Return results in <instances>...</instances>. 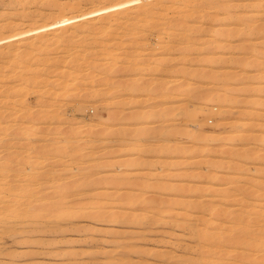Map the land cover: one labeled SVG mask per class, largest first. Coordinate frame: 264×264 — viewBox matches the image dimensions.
Listing matches in <instances>:
<instances>
[{
	"label": "rangeland",
	"instance_id": "rangeland-1",
	"mask_svg": "<svg viewBox=\"0 0 264 264\" xmlns=\"http://www.w3.org/2000/svg\"><path fill=\"white\" fill-rule=\"evenodd\" d=\"M233 29L246 31L231 35L227 33ZM255 46L257 50H254ZM0 54V73L3 75L0 74V112L3 111L0 113V164L5 165L3 169H6L2 173L10 181L6 180L7 186L17 185V189L10 192L16 193L17 190L18 196L22 194L19 197L22 202L26 201L25 196V199H32L37 192L39 194L35 198L40 202L35 203L38 202L40 207L44 205V208H39L36 204V208L33 204L41 211L35 209V215L29 214L33 220L23 214L17 218L12 213L0 215V264H264V200L253 196L254 199L249 194L245 196L244 190L240 189L244 185L253 190L258 180L264 182V128L261 130L256 126H260L259 123L264 125V0H0ZM234 59L250 62L243 67L238 66ZM189 71L191 74L186 73ZM195 76L198 79H194ZM182 83L183 90L179 91ZM200 94L203 96L198 99ZM233 96L240 102L233 103L236 99ZM242 98L244 101L241 102ZM248 108L250 113L246 116L244 114ZM209 111L217 115L213 116ZM38 113L40 115L37 116ZM106 115L108 118L102 121L101 118ZM119 116L124 117L121 120L123 123ZM244 119L248 121L240 129L239 123ZM215 124L226 125L217 127ZM33 128L36 130L33 131ZM38 128L42 131L38 132ZM113 128L112 136L109 132ZM124 128L125 131L122 130ZM50 129L52 131L49 133ZM71 129L73 133L68 132ZM76 132H79L77 137ZM123 132L129 137L123 136ZM198 135L199 138L203 135L206 140L203 141L202 137L203 142H199L196 140ZM245 135H259V140L249 142L247 137H243ZM68 140H71L70 143ZM35 147L37 152H34ZM241 150L249 152L245 155ZM85 153L89 156H85ZM50 162L55 165L48 164ZM38 173L41 176L39 180ZM84 177L89 180L86 181ZM78 178L81 184L83 179L86 182L82 184L83 187ZM90 180L95 182L91 183ZM28 181L33 190L28 188ZM69 181L72 186L76 181L77 186L75 184L73 188L77 190L70 188ZM67 183L69 187H66ZM169 185L171 187H167ZM26 187L32 193L28 194ZM228 187L233 189V193L241 191L240 195L223 199L222 191ZM67 188L70 190L67 191ZM189 200L217 206L221 213L219 247H222L219 248L218 261L204 257L207 249L203 245L201 230L204 227L203 219L210 217L209 207L205 208L207 211L191 208ZM89 201L94 204L90 206L91 210H79L80 205ZM97 202L101 205L96 206ZM71 206L76 208L75 213H69ZM109 209H112L115 218ZM61 210H65L66 217L64 212L62 217ZM95 211L99 212L96 214ZM4 218H7L6 221Z\"/></svg>",
	"mask_w": 264,
	"mask_h": 264
},
{
	"label": "bare ground",
	"instance_id": "bare-ground-1",
	"mask_svg": "<svg viewBox=\"0 0 264 264\" xmlns=\"http://www.w3.org/2000/svg\"><path fill=\"white\" fill-rule=\"evenodd\" d=\"M211 1H213V0H211ZM238 2H239V1H238ZM246 6H247V5H246ZM244 31H246V30H244ZM244 31H236L235 29H233V30H228L227 33H229V34L231 35V34H233V33L236 34L235 32H242V33H243ZM252 31H253V30H252ZM244 33H245V32H244ZM248 33H249V32H248ZM248 33H247V35H251V33H250V34H248ZM30 39H31V38H30ZM33 39H34V38H33ZM27 41H29V40H27ZM32 42H33V40H32ZM242 46H244V45H242ZM245 47H246V46H245ZM246 48L249 49L248 46H247ZM240 49H241V48H240ZM29 50H30V49H29ZM37 50H38V49H37ZM254 50H257L256 46H255ZM33 51H34V49H33ZM246 51L249 52L248 50H246ZM45 53H47V52H45ZM249 53H250V52H249ZM259 53H260V52H258V54H259ZM6 54H7V53H6ZM21 54H22V53H21ZM33 54H34V53H33ZM252 54H253V53H252ZM254 54L257 55V53H254ZM260 54H261V53H260ZM260 54H259V55H260ZM0 55H1V54H0ZM16 55H17V54H16ZM16 55H15V56H16ZM22 55H23V54H22ZM30 55H31V54H30ZM43 55L45 56L46 54H43ZM43 55H42V56H43ZM250 55H251V54H250ZM13 56H14V55H13ZM17 56H18V55H17ZM38 56H39V55H38ZM40 56H41V55H40ZM48 56H49V55H48ZM247 56H248V55H247ZM253 56H255V55H253ZM3 57H4V55H3ZM5 57H6V56H5ZM18 57H20V55H19ZM24 57H25V56H24ZM238 57H240V56H238ZM0 58H1V57H0ZM7 58H8V57H7ZM35 58H36V57H35ZM37 58H38V57H37ZM55 58H56V57H55ZM247 58H248V57H247ZM17 59H19V58H17ZM30 59H31V58H30ZM43 59H44V57H43ZM45 59H46V57H45ZM45 59H44V60H45ZM51 59H52V57H51ZM21 60H23V59L21 58ZM26 60H27V58H26ZM53 60H55V59H53ZM60 60H61V59H60ZM237 60H238V61H236V59H234V61L237 62L238 66L240 65V66H243V67L246 66V64L248 65V63L250 62V61H247L246 59H237ZM17 61H18V60H17ZM24 61H25V60H24ZM30 61H31V60H30ZM48 61H49V60H48ZM263 61H264V60H263ZM19 62H20V61H19ZM27 62H28V61H27ZM27 62H25V63H27ZM35 62H36V61H35ZM44 62H45V61H44ZM16 63H17V62H16ZM40 63H41V62H40ZM48 63H49V62H48ZM51 63H52V62H51ZM53 63H54V62H53ZM233 63H234V62H233ZM0 64H1V63H0ZM18 64H20V63H18ZM32 64H33V63H32ZM22 65H23V64H22ZM34 65H35V64H34ZM37 65H38V64H37ZM40 65H41V64H40ZM44 65H45V63H44ZM55 65H56V64H55ZM234 65H236V64L234 63ZM263 65H264V63H263ZM16 66H17V65H16ZM18 66H20V65H18ZM45 66H46V65H45ZM236 66H237V65H236ZM22 67H23V66H22ZM31 67H32V66H31ZM37 67H38V66H37ZM48 67H49V66H48ZM8 68H9V67H8ZM17 68H18V67H17ZM19 68H20V67H19ZM34 68H35V67H34ZM39 68H40V67H39ZM46 68H47V67H46ZM50 68H51V67H50ZM20 69H21V68H20ZM24 69H25V67H24ZM30 69H31V68H30ZM60 69H61V68H60ZM238 69H239V68H238ZM246 69H247V68H246ZM8 70H9V69H8ZM22 70H23V68H22ZM22 70H21V71H22ZM33 70H34V69H33ZM33 70H32V71H33ZM41 70H42V69H41ZM55 70H56V69H55ZM72 70H73V69H72ZM74 70H75V69H74ZM236 70H237V69H236ZM239 70H240V69H239ZM242 70H243V69H242ZM10 71H11V70H10ZM10 71H9V72H10ZM28 71H29V70H28ZM34 71H36V70H34ZM49 71H50V69H49ZM49 71H48V73H49ZM53 71H54V70H53ZM58 71H59V70H58ZM109 71H110V70H109ZM109 71H108V72H109ZM244 71H245V70H244ZM46 72H47V71H46ZM61 72H62V71H61ZM72 72H74V71H72ZM182 72H183V70H182ZM226 72H227V71H226ZM236 72H237V71H236ZM236 72H234V73L236 74ZM239 72H240V71H239ZM263 72H264V71H263ZM18 73H19V72H18ZM18 73H17V74H18ZM51 73H52V72H51ZM57 73H58V72H57ZM57 73H56V74H57ZM59 73H60V72H59ZM59 73H58V74H59ZM110 73H111V72H110ZM113 73H115V72L113 71ZM113 73H111V74H113ZM179 73H180V72H179ZM186 73L191 74L190 71H189V72H186ZM186 73H185V75H186ZM194 73H195V72H194ZM207 73H208V72H206V74H207ZM243 73H244V72H243ZM0 74L2 75V72H1ZM17 74H15V75H17ZM33 74H34V73H33ZM36 74H37V73H36ZM45 74H46V73H45ZM49 74H50V73H49ZM49 74H48V75H49ZM58 74H57V75H58ZM61 74H62V73H61ZM76 74H77V73H76ZM181 74H182V73H181ZM188 74H187V76H188ZM201 74H202V73H201ZM201 74H200V77H201ZM215 74H216V73H215ZM231 74H232V73H231ZM239 74H240V73H239ZM249 74H250V73H249ZM259 74H260V73H259ZM4 75H5V74H4ZM9 75H10V74H9ZM9 75H8V76H9ZM11 75H12V74H11ZM52 75H53V74H52ZM62 75H63V74H62ZM108 75H109V74H108ZM193 75H195V74H193ZM193 75H192L191 77H193ZM196 75H197V74H196ZM204 75H205V74H204ZM210 75H211V74H210ZM220 75L222 76V74H220ZM226 75H227V74H226ZM226 75H225V76H226ZM244 75H245V73H244ZM247 75H248V74H247ZM257 75H258V74H257ZM2 76H3V75H2ZM34 76H35V75H34ZM60 76H61V75H60ZM63 76H65V75H63ZM81 76H82V75H81ZM105 76H106V75H105ZM109 76H110V75H109ZM202 76H203V75H202ZM216 76H217V75H216ZM227 76H228V75H227ZM231 76H232V75H231ZM252 76H253V75H252ZM9 77H10V76H9ZM13 77H14V76H13ZM36 77H37V76H36ZM47 77H48V76H47ZM56 77H57V76H55V78H56ZM74 77H75V76H74ZM200 77H199V80H200ZM219 77H220V76H219ZM236 77H237V76H236ZM258 77H259V76H258ZM258 77H257V78H258ZM260 77H261V76H260ZM262 77H263V76H262ZM262 77H261V78H262ZM2 78H3V77H1V79H2ZM16 78L18 79V76H17ZM21 78H22V77H21ZM29 78H30V77H29ZM34 78H35V77H34ZM37 78H39V77H37ZM51 78H52V77H51ZM51 78H50V79H51ZM189 78H190V76H189ZM189 78H188V79H189ZM195 78L198 79V77H196V76L194 77V79H195ZM201 78H202V77H201ZM208 78H209V77H208ZM248 78H249V77H248ZM252 78H254V77H252ZM17 79H16V80H17ZM22 79H23V78H22ZM24 79H25V78H24ZM57 79H58V78H57ZM79 79H80V78H79ZM107 79H108V78H107ZM109 79H110V78H109ZM109 79H108V80H109ZM114 79H115V78H114ZM188 79H187V80H188ZM192 79H193V78H192ZM197 79H196V80H197ZM202 79H203V78H202ZM202 79H201V80H202ZM205 79H206V78H205ZM226 79H227V78H226ZM229 79H230V78H229ZM229 79H228V81H229ZM233 79H235V78H233ZM237 79H238V78H237ZM240 79H241V78H240ZM262 79H263V78H262ZM9 80H10V79H9ZM16 80H15V81H16ZM42 80H43V79H42ZM59 80H61V79H59ZM67 80H68V79H67ZM90 80H91V79H90ZM184 80H186V79H184ZM190 80H191V79H190ZM213 80H214V78H213ZM221 80H223V79H221ZM238 80H239V79H238ZM238 80H237V82H238ZM54 81H55V80H53V82H54ZM56 81H57V80H56ZM78 81H79V80H78ZM105 81H106V80H105ZM242 81H243V79H242ZM253 81H254V80H253ZM101 82H102V81H101ZM111 82H112V81H111ZM184 82H187V81H184ZM189 82H191V81H189ZM231 82H232V78H231ZM233 82H234V81H233ZM239 82H240V81H239ZM263 82H264V81H263ZM9 83H10V82H9ZM17 83H18V82H17ZM19 83H20V82H19ZM49 83H50V82H49ZM59 83H60V82H59ZM105 83H106V82H105ZM109 83H110V82H109ZM109 83H108V85H109ZM122 83H123V82H122ZM122 83H121V84H122ZM136 83H137V81H136ZM167 83H168V82H167ZM167 83H166V84H167ZM192 83H193V82H192ZM221 83H222V81H221ZM243 83H244V82H243ZM248 83H249V82H248ZM12 84H14V83H12ZM30 84H31V83H30ZM55 84H56V83H55ZM68 84H69V83H68ZM71 84H72V83H71ZM74 84H75V83H74ZM98 84H100V83H98ZM114 84H115V83H114ZM116 84H119V82H117ZM168 84H169V83H168ZM186 84H187V83H186ZM186 84H185V85H186ZM216 84H217V83H216ZM226 84H227V82H226ZM17 85H18V84H17ZM28 85H29V83H28ZM44 85H45V83H44ZM51 85H52V83H51ZM65 85H66V84H65ZM112 85H113V84H112ZM140 85H141V84H140ZM140 85L138 86V89L140 88ZM189 85H190V84H189ZM217 85H218V84H217ZM229 85H230V84H229ZM229 85H228V86H229ZM233 85H234V84H233ZM4 86H6V84L3 85V87H4ZM12 86H13V85H12ZM14 86H16V85H14ZM30 86H31V85H30ZM36 86H37V85H36ZM55 86H56V85H55ZM114 86H115V85H114ZM117 86H118V85H117ZM119 86H120V85H119ZM182 86H183V83H182V85L180 84V89H179V91H182V90H183V87H182ZM187 86H188V85H187ZM220 86L223 87L222 85H220ZM225 86H226V85H225ZM244 86H245V84H244ZM249 86H250V85H249ZM28 87H29V86H28ZM34 87H35V86H34ZM44 87H45V86H44ZM65 87H66V86H65ZM106 87H107V86H106ZM112 87H113V86H112ZM153 87H155V86L153 85ZM153 87L151 86V89H152ZM159 87H160V86H159ZM159 87H157V88H159ZM184 87H185V86H184ZM14 88H15V87H14ZM18 88H19V87H18ZM47 88H48V87H47ZM122 88H123V86H122ZM130 88H131V87H130ZM134 88H136V87L134 86ZM141 88H142V86H141ZM162 88H163V86H162ZM45 89H46V87H45ZM54 89H55V88H54ZM67 89H68V88H67ZM119 89H120V88H119ZM138 89H136V90H138ZM151 89H150V90H151ZM153 89H154V88H153ZM227 89H228V88L226 87V90H227ZM238 89H239V88H238ZM249 89H250V87H249ZM31 90H32V89H31ZM31 90H30V91H31ZM131 90L133 91L134 89L131 88ZM136 90H135V91H136ZM154 90H155V89H154ZM166 90H167V89H166ZM232 90H233V89H232ZM243 90H244V89H243ZM245 90H246V89H245ZM245 90H244V91H245ZM12 91H13V90H12ZM49 91H50V89H49ZM49 91H48V92H49ZM113 91H114V89H113ZM117 91H118V90H117ZM132 91H131V92H132ZM135 91L133 92V94H135ZM152 91H153V90H152ZM228 91H229V90H228ZM244 91H243V93H244ZM19 92H20V90H19ZM32 92H35V91H32ZM37 92H38V91H37ZM55 92H56V91H55ZM156 92H160V91L157 90ZM22 93H23V92H22ZM25 93H26V91H25ZM39 93H40V92H39ZM43 93H44V92H43ZM95 93H96V92H95ZM136 93H137V92H136ZM225 93H226V92H225ZM225 93H224V95H225ZM227 93L229 94V92H227ZM227 93H226V94H227ZM234 93H235V92H234ZM238 93H239V92H238ZM254 93H255V92H254ZM9 94H10V93H9ZM13 94H14V92H13ZM108 94H109V93H108ZM112 94H113V93H112ZM189 94H191V93H189ZM201 94H203V93H201ZM201 94H200V95H201ZM228 94H227V95H228ZM240 94H241V93H240ZM6 95H7V94H6ZM93 95H94V94H93ZM109 95H110V94H109ZM150 95H151V93H150ZM159 95H160V94H158V95H156V96H159ZM192 95H193V92H192ZM195 95H196V97H197L196 92H195ZM97 96H98V95H97ZM119 96H120V95H119ZM202 96H203V95L198 96V99H200V97H202ZM21 97H22V96H21ZM24 97H25V96H24ZM38 97H39V96H38ZM46 97H47V96H46ZM99 97H100V96H99ZM101 97H102V95H101ZM137 97H138V96H137ZM190 97H191V96L189 95V98H190ZM224 97H225V96H224ZM227 97H228V96H226V98H227ZM233 97H234V96H233ZM17 98H18V97H17ZM154 98H155V97H154ZM192 98H193V97H192ZM231 98H232V97H231ZM231 98H230V102H231V100H232ZM235 98H236V97H234V99H235ZM7 99H8V97H7ZM55 99H56V98H55ZM228 99H229V98H228ZM244 99H246V98H244ZM43 100H44V99H43ZM112 100H113V99H112ZM122 100H123V99H122ZM39 101H40V100H39ZM238 101H239V100H237V98H236V99H235L234 101H232V102H233V103H235V102L238 103ZM242 101H244L243 98H242L241 102H242ZM254 101H255V103L257 102L256 100H254ZM16 102H17V99H16ZM19 102H20V100H19ZM99 102H100V101H99ZM120 102H121V100H120ZM239 102H240V101H239ZM258 102L260 103V101H258ZM261 102H262V101H261ZM21 104H22V103H21ZM24 104H25V103H24ZM43 104H44V103H43ZM43 104H42V105H43ZM97 104H98V103H97ZM231 104H232V103H230V105H231ZM244 104H245V103H244ZM248 104H249V103H248ZM11 105H13V104H11ZM106 105H107V104H106ZM121 105H122V104H121ZM228 105H229V104H228ZM232 105H234V104H232ZM103 106H104V105H103ZM234 106H235V105H234ZM247 106H248V105H247ZM104 107H105V106H104ZM121 107H122V106H121ZM4 108H5V107H4ZM13 108H14V107H13ZM16 108H19V107H16ZM23 108H24V107H23ZM25 109H26V108H25ZM112 110H113V109H112ZM112 110H110V111L113 112ZM227 110H229V109H227ZM13 111H14V110H13ZM28 111H29V110H28ZM107 111H108V109H107ZM119 111H120V110H119ZM6 112H7V111H6ZM11 112H12V111H11ZM120 112H121V111H120ZM209 112H210V113H213V111H209ZM209 112H208V113H209ZM222 112H223V111H222ZM226 112H227V111H226ZM245 112H246V113H245L244 115H246V116L249 115V113H250L249 108H248ZM259 112H260V111H259ZM0 113H3V111L0 112ZM20 113H21V111H20ZM44 113H45V111H44ZM108 113H110V112L108 111ZM114 113H115V112H114ZM114 113H113V114H114ZM118 113H119V112H118ZM208 113H206V115H209ZM257 113H258V112H257ZM5 114H6V113H5ZM11 114H12V113H11ZM30 114H31V113H30ZM30 114H29V115H30ZM116 114H117V113H116ZM116 114H114V115H116ZM219 114H220V113H219ZM221 114H222V113H221ZM223 114H224V112H223ZM0 115H1V114H0ZM8 115H9V114H8ZM13 115H14V114H13ZM18 115H19V114H18ZM25 115H26V112H25ZM27 115H28V114H27ZM29 115H28V116H29ZM38 115H40V113H38L37 116H38ZM49 115H50V114H49ZM92 115H93V113H92ZM108 115H109V114H108ZM114 115H113V118H114ZM123 115H124V114H123ZM123 115H122V116H123ZM212 115L215 116V115H217V114L214 115V113H213ZM244 115H243V116H244ZM258 115H259V114H258ZM261 115H262V114H260L259 116H261ZM5 116H6V115H5ZM11 116H12V115H11ZM42 116L44 117L45 115H42ZM53 116H55V114H54ZM57 116H58V115H57ZM122 116H119V117H121V119H119L120 121L123 120L122 118H124V117H122ZM137 116H138V115H137ZM213 116H212V117H213ZM223 116H224V115H223ZM223 116L221 115L220 117L222 118ZM259 116H258V118H260ZM1 117H2V115H1ZM1 117H0V119H1ZM3 117H4V116H3ZM9 117H10V116H9ZM14 117H15V116H14ZM18 117H19V116H18ZM20 117H24V116H20ZM45 117H46V116H45ZM47 117H48V116H47ZM51 117H52V116H51ZM60 117H61V116H60ZM109 117H110V116H109ZM133 117H134V116H133ZM139 117H140V116H139ZM248 117H249V116H248ZM256 117H257V116H256ZM28 118H29V117H28ZM28 118H27V119H28ZM39 118H40V117H39ZM61 118H62V117H61ZM107 118H108V117H107V115H106V116H103L101 119H102V121H103V120H105V119H107ZM135 118H136V117H135ZM223 118H224V117H223ZM226 118H227V117H226ZM7 119H9V118H7ZM13 119H14V118H13ZM21 119H22V118H21ZM34 119H36V118H33V120H34ZM43 119H44V118H43ZM55 119H56V118H55ZM58 119H59V117H58ZM117 119H118V118H117ZM125 119H126V117H125ZM133 119H134V118H132L131 120H133ZM136 119H137V118H136ZM138 119H139V118H138ZM206 119H207V118H206ZM245 119H246V118H245ZM245 119H244L242 122L239 123V128H240V129H243V126L247 123L248 120H245ZM263 119H264V118H263ZM16 120H17V119H16ZM31 120H32V119H31ZM31 120H30V121H31ZM37 120H38V119H37ZM60 120H64V119H60ZM210 120H211V119H210ZM1 121H2V120H1ZM3 121H4V120H3ZM7 121H8V120H7ZM9 121H10V120H9ZM25 121H26V119H25ZM43 121H44V120H43ZM124 121H126V120H124ZM220 121H221V120H220ZM220 121H219V122H220ZM227 121H228V120H227ZM22 122H23V121H22ZM35 122H36V120H35ZM39 122H40V121H39ZM54 122H56V121H54ZM115 122H116V121H115ZM121 122L123 123V121H121ZM133 122H134V121H133ZM138 122H139V121H138ZM217 122H218V121H217ZM254 122H255V121H254ZM260 122H261V121H260ZM4 123H5V122H4ZM50 123H51V121H50ZM60 123H61V122H60ZM80 123H82V122H80ZM83 123H84V122H83ZM109 123H110V122H109ZM131 123H132V122H131ZM214 123H215V122H214ZM220 123H221V122H220ZM257 123H258V122H257ZM257 123H256V124H257ZM6 124H7V123H6ZM144 124H145V123H144ZM256 124H255V125H256ZM259 124H260V126H259L258 124H257L256 126L260 127V129L262 128L261 130H263L264 125L261 124V123H259ZM4 125H5V124H4ZM12 125L14 126V124H12ZM16 125H17V124H16ZM18 125H19V124H18ZM21 125H22V124H21ZM21 125H20V126H21ZM32 125H33V124H32ZM58 125H59V124H58ZM88 125H89V124H88ZM113 125H115V124H113ZM122 125H123V124H122ZM125 125H126V124H125ZM136 125H137V124H136ZM216 125H217V127H222L223 125H226V124H223V125H221V126H220L219 124H215L214 126H216ZM5 126H6V125H5ZM7 126H8V125H7ZM13 126H12V127H13ZM22 126H23V125H22ZM29 126H30V125H29ZM45 126H46V125H45ZM84 126H85V125H84ZM86 126H87V125H86ZM94 126H95V125H94ZM116 126H117V125H116ZM127 126H128V125H127ZM130 126H131V125H130ZM140 126H142V125H140ZM228 126L230 127V123L228 124ZM231 126H232V125H231ZM15 127H17V126H15ZM25 127H27L26 124H25ZM30 127H31V126H30ZM30 127H28V128L30 129ZM33 127H36V126H33ZM38 127H40V126H38ZM53 127H54V126H53ZM55 127H56V126H55ZM55 127H54V128H55ZM77 127H78V126H77ZM96 127H97V126H96ZM107 127H108V126H107ZM161 127H162V126H161ZM2 128H3V127H2ZM40 128H42V127H40ZM40 128H38V132H41V131H42V129H41V131L39 130ZM47 128H48V127H47ZM49 128H50V127H49ZM49 128H48V129H49ZM71 128H72V127H71ZM75 128H76V126H75ZM84 128H85V127H84ZM110 128L112 129V127H110ZM115 128H116V127H115ZM115 128H113V130H112L111 132H109V133H112L113 131H115ZM143 128H144V127H143ZM151 128H152V127H151ZM151 128H150V129H151ZM171 128H172V127H171ZM173 128H177V127H173ZM3 129H4V128H3ZM10 129H11V128H10ZM12 129H14V128H12ZM17 129H18V127H17ZM19 129H20V128H19ZM25 129H26V128H25ZM43 129H44V128H43ZM51 129H52V128H51ZM51 129L49 130V133H50V131H52ZM67 129H68V128H67ZM72 129H74V128H72ZM72 129H71V130H68V132H69V131L71 132ZM90 129H91V128H90ZM106 129H107V128H106ZM120 129H121V128H120ZM120 129H119V130H120ZM127 129H128V128H127ZM127 129H126V130H127ZM240 129H239V130H240ZM15 130H16V128H15ZM15 130H12V132L14 131V133H16ZM34 130H36V128H35V129L33 128V131H34ZM57 130H58V129H57ZM65 130H66V129H65ZM76 130H78V129L76 128ZM76 130H74V132H75ZM85 130H86V129H85ZM91 130H92V129H91ZM109 130H110V129H109ZM122 130L125 131V128L122 129ZM132 130H133V129H132ZM140 130H142V129H140ZM144 130L146 131L147 129H144ZM148 130H149V128H148ZM181 130H182V129H181ZM0 131H1V130H0ZM4 131H5V129H4ZM9 131H10V130H9ZM33 131H31V132H33ZM45 131H46V130H45ZM53 131H56V129H55V130L53 129ZM80 131H81V130H80ZM80 131H79V132H80ZM88 131H89V129H88ZM94 131H95V130H94ZM116 131H118V130H116ZM129 131H131V130L129 129ZM134 131H135V130H134ZM137 131H138V130H137ZM145 131H144V132H145ZM152 131H153V129H152ZM172 131H173V129H172ZM174 131H175V130H174ZM174 131H173V132H174ZM179 131H180V129H179ZM2 132H3V131H2ZM10 132H11V131H10ZM17 132H18V130H17ZM19 132H20V131H19ZM23 132H24V131H23ZM46 132H47V131H46ZM64 132H65V131H64ZM70 132H69V133H70ZM79 132L74 133L75 136H76V135H79ZM89 132H90V131H89ZM97 132L100 133L99 131H97ZM97 132H96V133H97ZM101 132H103V131H101ZM107 132H108V130H107ZM119 132H120V131H119ZM126 132H128V130H127ZM131 132H133V131H131ZM141 132H142V131H141ZM150 132H151V131H150ZM167 132H168V131H167ZM182 132H183V130H182ZM260 132H262V131H260ZM4 133H5V132H4ZM7 133H8V129H7ZM25 133H28V132H25ZM33 133H34V132H33ZM43 133H45V132L43 131ZM47 133H48V132H47ZM47 133H46V134H47ZM58 133H59V130H58ZM58 133H57V134H58ZM62 133H63V132H62ZM71 133H73V132H71ZM77 133H78V134H77ZM81 133H82V131H81ZM96 133H94V134H96ZM113 133H114V132H113ZM113 133H112V136H113ZM115 133H116V132H115ZM117 133H118V132H117ZM117 133H116V134H117ZM123 133H124V132H123ZM138 133H139V132H138ZM168 133H170V132H168ZM179 133H180V132H179ZM263 133H264V132H263ZM5 134H6V133H5ZM9 134H10V133H9ZM16 134H17V133H16ZM16 134H15V135H16ZM18 134H19V133H18ZM63 134H65V133H63ZM66 134H68V133H66ZM83 134H84V132H83ZM85 134H86V133H85ZM87 134H88V132H87ZM90 134H91V133H90ZM92 134H93V133H92ZM101 134H102V133H101ZM128 134H130V133L128 132ZM132 134H134V133H132ZM141 134H142V133H141ZM182 134H183V133H182ZM13 135H14V134H13ZM28 135H30V134H28ZM51 135H52V134H51ZM61 135H62V134H61ZM70 135H71V134H69V136H70ZM88 135H89V134H88ZM108 135H109V134H108ZM114 135H115V134H114ZM117 135L119 136V133H118ZM134 135H135V134H134ZM136 135H137V134H136ZM138 135H139V134H138ZM172 135H173V134H172ZM177 135H179V134H177ZM199 135H200V134H199ZM199 135L197 136L198 139L196 138V140H198L199 142L202 141V139H203V141L206 140V137H204L203 135H202L200 138H202V137H204V138L200 139V138H199ZM11 136H12V135H11ZM17 136L19 137V136H22V135H17ZM67 136H68V135H67ZM67 136H66V137H67ZM75 136H74V137H75ZM120 136H121V135H120ZM123 136H127V137H129V136H128L127 134H125V133H124ZM131 136H132V135H131ZM258 136H259V135H258ZM258 136L250 135L249 137H247V136L245 135V136H243V137H244V138L247 137V140L250 142V140H255V139L259 140V139L257 138ZM2 137H3V136H2ZM5 137H6V136H5ZM53 137H54V136H53ZM63 137H64V136H63ZM76 137H77V136H76ZM80 137H81V136H80ZM86 137H87V136H86ZM179 137H180V136H179ZM227 137H228V136H227ZM229 137H230V136H229ZM10 138H11V137H10ZM10 138H9V139H10ZM12 138H13V136H12ZM21 138H22V137H21ZM23 138H24V137H23ZM26 138H28V137H26ZM106 138H108V137L106 136ZM0 139H1V138H0ZM63 139H65V138H63ZM123 139H124V138H123ZM127 139H128V138H127ZM199 139H200V140H199ZM24 140H25V139H24ZM30 140H31V139H30ZM78 140H79V139H78ZM83 140H84V139H83ZM196 140H195V141H196ZM247 140H245V141H247ZM4 141H5V140H4ZM60 141H61V140H60ZM70 141H71V140H70ZM70 141L68 140L69 143H70ZM72 141H73V140H72ZM80 141H81V140H80ZM195 141H194V142H195ZM198 141H197V142H198ZM203 141H202V142H203ZM6 142H7V141H6ZM9 142H10V141H9ZM12 142H14V141H12ZM15 142H16V140H15ZM20 142H21V141H20ZM62 142H63V141H62ZM73 142H74V141H73ZM129 142H130V141H129ZM133 142H134V141H133ZM251 142H252V141H251ZM7 143H8V142H7ZM22 143H23V142H22ZM22 143H21V144H22ZM59 143H60V142H59ZM64 143H65V141H64ZM69 143H67V144L69 145ZM78 143H79V142H78ZM8 144H9V143H8ZM14 144H15V143H14ZM67 144H66V145H67ZM83 144H84V143H83ZM122 144H123V143H122ZM135 144H136V143H135ZM199 144H200V143H199ZM11 145H12V143H11ZM16 145H17V144H16ZM23 145H24V143H23ZM29 145H30V144H29ZM33 145H34V144H33ZM39 145H40V144H39ZM42 145H43V144H42ZM56 145H58V144H56ZM56 145H55V146H56ZM61 145H63V144H61ZM61 145H58V146H61ZM64 145H65V144H64ZM64 145H63V146H64ZM79 145H80V144H79ZM81 145H82V144H81ZM90 145H91V144H90ZM90 145H89V146H90ZM2 146H3V145H1V147H2ZM17 146L19 147V143H18ZM21 146H22V145H21ZM35 146H36V145H35ZM82 146H83V145H82ZM127 146H128V145H127ZM127 146H126V147H127ZM131 146H132V144H131ZM172 146H173V145H172ZM199 146H200V145H199ZM6 147H8V145H7ZM12 147H13V146H12ZM14 147H15V146H14ZM26 147H27V146H25V148H26ZM46 147H48V146H46ZM49 147H50V146H49ZM49 147H48V148H49ZM51 147H52V146H51ZM74 147H75V146H74ZM76 147H78L77 144H76ZM90 147H91V146H90ZM203 147H204V146H203ZM8 148H9V147H8ZM61 148H62V147H61ZM63 148H64V147H63ZM78 148H79V147H78ZM78 148H77V149H78ZM85 148H86V147H85ZM93 148H94V147H93ZM128 148H129V147H128ZM132 148H133V147H132ZM136 148H138V147L136 146ZM172 148H174V147H172ZM180 148H181V147H180ZM200 148H201V147H200ZM39 149H40V148H39ZM58 149H60V147H59ZM104 149H105V148H104ZM165 149H166V148H165ZM176 149H177V148H176ZM178 149H179V148H178ZM204 149L206 150V148H204ZM239 149H240V148H239ZM7 150H8V149H7ZM7 150H6V151H7ZM26 150H27V149H26ZM35 150H36V147H35ZM35 150H34V152H37V150H36V151H35ZM53 150H55V148H53ZM80 150H81V149H80ZM106 150H107V149H106ZM122 150H123V149H122ZM124 150H125V148H124ZM124 150H123V151H124ZM132 150H133V149H132ZM137 150H138V149H137ZM141 150H142V149H141ZM161 150H162V149H161ZM200 150H201V149H200ZM200 150H199V151H200ZM234 150H235V149H234ZM245 150H246V149H245ZM245 150H244V151H245ZM248 150H249V149H248ZM9 151H10V149H9ZM11 151H12V150H11ZM11 151H10V152H11ZM19 151H20V150H19ZM39 151H40V150H39ZM46 151H47V150H46ZM50 151H52V150H50ZM57 151H58V150H57ZM70 151H71V150H70ZM87 151H88V150H87ZM142 151H143V150H142ZM145 151H146V150H145ZM181 151H182V150H181ZM196 151H197V150H196ZM199 151H198V152H199ZM228 151H229V150H228ZM239 151H240V150H239ZM241 151H242V150H241ZM244 151H242V152H244ZM249 151H250V150H249ZM249 151H246V152H249ZM43 152H44V150H43ZM48 152H49V149H48ZM48 152H47V154L50 153V155H51V152H49V153H48ZM73 152H74V151H73ZM78 152H79V150H78ZM78 152H77V153H78ZM84 152H85V151H84ZM116 152H117V151H116ZM127 152H128V151H127ZM129 152H130V151H129ZM133 152H134V150H133ZM201 152H202V151H201ZM231 152H232V151H231ZM246 152H244V154H245ZM252 152H253V151H252ZM1 153H2V152H1ZM13 153H14V152H13ZM18 153H19V152H18ZM22 153H23V152H22ZM22 153H21V154H22ZM27 153H28V152H27ZM30 153H31V152H30ZM39 153H40V152H39ZM52 153H53V151H52ZM88 153H89V152H88ZM90 153H91V152H90ZM90 153H89V154H90ZM106 153H108V152H106ZM137 153H138V152H137ZM137 153H136V154H137ZM233 153H234V152H233ZM240 153H241V152H240ZM8 154H9V153H8ZM8 154H6V155H8ZM31 154H32V153H31ZM33 154L35 155V153H33ZM74 154H76V153H74ZM85 154H86L85 156H87V155L89 156V154H87V153H85ZM109 154H110V153H109ZM114 154H120V153H114ZM148 154H149V153H148ZM229 154H230V153H229ZM235 154H236V153H235ZM244 154H243V155H244ZM0 155H1V154H0ZM9 155H10V154H9ZM23 155H24V153H23ZM83 155H84V154H83ZM138 155H139V154H138ZM138 155H137V156H138ZM144 155H145V153H144ZM245 155H246V154H245ZM247 155H249V154H247ZM257 155H258V156H257V158H258V157H259V154H257ZM260 155H261V154H260ZM3 156H4V155H3ZM17 156H19V154H17ZM67 156H68V155H67ZM69 156H71V155H69ZM91 156H92V158H93V155H92V154H91ZM109 156H110V155H109ZM251 156H252V154H251ZM0 157H2V156H0ZM11 157H12V156H11ZM20 157H21V156H20ZM25 157H27V156H25ZM30 157H32V156H30ZM49 157H50V156H49ZM74 157H75V159H76V157H78V156L76 155V156H74ZM83 157H84V156H83ZM83 157H81V158H83ZM99 157H100V156H99ZM107 157H108V156H107ZM134 157H135V155H134ZM227 157H228V156H227ZM231 157H234V156H231ZM249 157H250V156H249ZM3 158H4V157H3ZM7 158H8V157H7ZM7 158H6V159H7ZM27 158H28V157H27ZM33 158H34V157H33ZM33 158H32V159H33ZM41 158H43V157H41ZM56 158H57V157H56ZM86 158H87V157H86ZM89 158H90V157H89ZM131 158H132V156H131ZM252 158L254 159L255 157H252ZM262 158L264 159V157H262ZM262 158H261V160H262ZM0 159H1V158H0ZM9 159H11V158H9ZM19 159H20V158H19ZM19 159H18V161H19ZM22 159H23V158H22ZM30 159H31V158H30ZM77 159H78V158H77ZM77 159H76V160H77ZM95 159H96V158H95ZM142 159H143V158H142ZM16 160H17V159H16ZM33 160H34V159H33ZM40 160H41V159H40ZM47 160H48V159H47ZM47 160H46V161H47ZM49 160H50V159H49ZM57 160H58V159H57ZM93 160H94V159H93ZM96 160H97V159H96ZM102 160H103V159H102ZM104 160H105V159H104ZM118 160H119V158H118ZM132 160H133V159H132ZM132 160H131V161H132ZM134 160H136V159H134ZM257 160L259 161V159H257ZM261 160H260V161H261ZM4 161H5V160H4ZM34 161H35V160H34ZM34 161H33V162H34ZM36 161H37V160H36ZM42 161H43V160H42ZM91 161H92V160H91ZM120 161H121V159H120ZM124 161H125V160H124ZM124 161H122L123 164H124ZM13 162H14V161H13ZM19 162H20V161H19ZM22 162L24 163L25 160L22 161ZM26 162H27V161H26ZM31 162H32V160H31ZM38 162H40V161H38ZM38 162H37V163H38ZM47 162H48V161H47ZM51 162H52V161H51ZM51 162L48 163V164H50V165L53 164V163H51ZM54 162H55V161H54ZM75 162H76V161H75ZM87 162H88V161H87ZM114 162H115V161H114ZM114 162H113V163H114ZM122 162H121V163H122ZM6 163H7V162H6ZM10 163H11V161H10ZM14 163H15V162H14ZM17 163H18V162H17ZM20 163H21V162H20ZM35 163H36V162H35ZM45 163H46V162H45ZM68 163H69V162H68ZM71 163H72V162H71ZM93 163H95V162L93 161ZM100 163H101V162H100ZM109 163H110V162H109ZM125 163H127V162L125 161ZM136 163H137V162H136ZM139 163H140V161H139ZM4 164H5V163H4ZM48 164H47V165H48ZM88 164H89V163H88ZM88 164H87V165H88ZM91 164H92V162H91ZM101 164H102V163H101ZM104 164H105V163H104ZM110 164H112V163H110ZM114 164H115V163H114ZM130 164H131V163H130ZM144 164H146V163H144ZM259 164H261V163H259ZM0 165H1V164H0ZM7 165H8V163H7ZM16 165H17V164H15V166H16ZM22 165H23V164H22ZM38 165H39V164H38ZM53 165H55V164H53ZM69 165H70V164H69ZM72 165H73V164H72ZM83 165H85V164H83ZM106 165H107V163H106ZM108 165H109V164H108ZM108 165H107V166H108ZM230 165H231V164H230ZM1 166H2V165H1ZM3 166H5V165H3ZM3 166L0 167V172H1V173H2V172L4 171V169H5V168L3 169ZM15 166H14V167H15ZM24 166H25V165H24ZM35 166H36V164H35ZM81 166H82V165H81ZM95 166H97V165H95ZM95 166H94V167H95ZM102 166H103V168L105 167L104 165H102ZM141 166H142V165H140V167H141ZM12 167H13V165H12ZM30 167H32V166H30ZM45 167H46V166H45ZM85 167H86V165H85ZM91 167H92V165H91ZM110 167H111V165H110ZM119 167H120V166H119ZM137 167L139 168V166H137ZM142 167H143V166H142ZM257 167H258V166H257ZM10 168H11V167H10ZM20 168H22V167H20ZM60 168H61V167H60ZM67 168H68V166H67ZM67 168H66V169H67ZM69 168H70V167H69ZM99 168H101V167H99ZM107 168H109V167H107ZM120 168H121V167H120ZM233 168H234V167H233ZM235 168H236V167H235ZM18 169H19V168H18ZM23 169H24V168H23ZM25 169H26V168H25ZM31 169H32V168H31ZM47 169H48V168H47ZM52 169H53V168H52ZM15 170H16V169H15ZM27 170H28V169H27ZM58 170H59V169H58ZM85 170H87V169H85ZM117 170H118V169H117ZM241 170H242V169H241ZM5 171H6V169H5ZM17 171H18V170H17ZM24 171H25V170H24ZM43 171H44V169H43ZM46 171H47V170H46ZM49 171H51V169H50ZM49 171H48V172H49ZM65 171H66V170H65ZM73 171H74V170H73ZM80 171H81V170H80ZM80 171H79V173H80ZM141 171H142V170H141ZM244 171H245V170H244ZM14 172H15V171H14ZM19 172H20V171H19ZM28 172H29V171H28ZM30 172H31V171H30ZM53 172H54V171H53ZM53 172H52V173H53ZM56 172H57V171H56ZM67 172H68V171H67ZM89 172H90V171H89ZM92 172H93V171H92ZM123 172L125 173V171H123ZM123 172H122V173H123ZM126 172H127V171H126ZM139 172H140V171H139ZM143 172H144V171H143ZM153 172H154V171H153ZM161 172H162V170H161ZM165 172H166V170H165ZM1 173H0V174H1ZM52 173H51V174H52ZM58 173H59V172H58ZM58 173H56V174H58ZM85 173H86V172H85ZM110 173H111V172H110ZM137 173H138V172H137ZM144 173H145V172H144ZM149 173H150V172H149ZM197 173H198V172H197ZM197 173H196V174H197ZM259 173L261 174V172H259ZM259 173H258V175H259ZM6 174H9V173H6ZM12 174H13V173H12ZM19 174H20V173H19ZM25 174H27V172H25ZM30 174H32V173H30ZM45 174H46V172H45ZM56 174H55V175H56ZM74 174H75V173H74ZM114 174H115V173H113V175H114ZM117 174H119V173H117ZM153 174H155V172H154ZM196 174H195V175H196ZM14 175H15V174H14ZM41 175H42V174H41ZM92 175H93V174H92ZM144 175H145V174H144ZM144 175H143V176H144ZM156 175H157V174H156ZM261 175H263V173H262ZM7 176H8V175H7ZM11 176H13V175H11ZM17 176H18V175H17ZM17 176H16V177H17ZM24 176H25V175H24ZM24 176L22 175V177H24ZM30 176H31V175H30ZM43 176L45 177V175H43ZM43 176H42V177H43ZM46 176H47V175H46ZM59 176H60V175H59ZM67 176H68V175H67ZM67 176H66V177H67ZM85 176H86V175H85ZM93 176H94V175H93ZM101 176H102V175H101ZM104 176H105V175H104ZM114 176H115V175H114ZM120 176H121V175H120ZM122 176H123V175H122ZM139 176H140V175H139ZM182 176H184V175H182ZM197 176H198V175H197ZM220 176H221V175H219V177H220ZM263 176H264V175H263ZM22 177L19 178V180L22 179ZM28 177H29V176H28ZM35 177H36V176H35ZM39 177H41V176H40L39 173H38L37 179H38ZM47 177H48V176H47ZM55 177H56V176H55ZM60 177H61V176H60ZM82 177H83V176H82ZM102 177H103V176H102ZM115 177H116V176H115ZM249 177H250V176H249ZM26 178H27V177H26ZM74 178H75V176H74ZM74 178H72V179H74ZM86 178H87V176H86ZM105 178H106V180H107V177H105ZM117 178H118V177H117ZM120 178H121V177H120ZM222 178H223V177H222ZM16 179H17V178H16ZM23 179H24V178H23ZM27 179H29V178H27ZM41 179H43V178H41ZM48 179H50V178L48 177ZM58 179H59V178H58ZM70 179H71V178H70ZM84 179H85V177H84ZM84 179H83V180H84ZM122 179H123V178H122ZM257 179H258V178H257ZM260 179H261V178H260ZM6 180H7V178H6L5 174L2 173V174L0 175V215H3V216H4V214H9V213L11 214V213H12V215H14L15 218H17L16 216H18V215H20V216L26 215V216H27V215H29V214H31V213H32L31 215H35L37 212H36V213H33V212H34L33 210H35L37 207H39V208H44V205L40 207V206H38V204H39L38 202L35 203L36 201H39L38 199L35 198L37 192H35V193H36L35 196H34V194L32 195V196H34V198L32 197V199H31V198L28 199L29 197H27V199H28V200H27V199H25V198H26V196H25L24 200H26V201H25V202H22V201H21V198L19 199V197H21L22 194H21V196H18V194H17V193H18L17 190H16V193H15V192L11 193V192L14 191L15 189H17V185L14 183V184H15V186H14V184L12 185V184L9 183L10 186H7V183H6V182L9 181V180H7V181H6ZM12 180H13V179H12ZM25 180H26V179H25ZM34 180H35V179H34ZM34 180H33V181H34ZM38 180H39V179H38ZM50 180H51V179H50ZM75 180H76V179H75ZM77 180L79 181V178H78ZM77 180H76V181H77ZM83 180H81V181L83 182L82 184L86 183V182H84ZM85 180H86V179H85ZM88 180H89V179H88ZM88 180H86V181H88ZM99 180H100V179H99ZM133 180H134V179H133ZM218 180H219V179H218ZM227 180H229V179H227ZM230 180H231V179H230ZM232 180H234V179H232ZM26 181H27V180H26ZM45 181H46V178H45ZM51 181H52V180H51ZM76 181H74L75 184H76ZM90 181H91V180H90ZM90 181L87 182V183L89 184ZM92 181H93V180H92ZM92 181H91V183H92ZM101 181H102V180H101ZM117 181H118V180H117ZM117 181H116V182H117ZM119 181H120V180H119ZM140 181H141V180H140ZM142 181H143V180H142ZM216 181H217V180H216ZM219 181H220V180H219ZM222 181H223V180H222ZM254 181H255V180H254ZM261 181H262V180H261ZM261 181L258 180V182L255 183V187L253 188V190L244 187V185L241 186L240 189H241V191L244 190L243 193H245V194H244L245 196H246V195L248 196V194H249V195H251L252 197L254 196V197L257 198V199L264 200V182H261ZM9 182H10V181H9ZM34 182H35V181H34ZM38 182H40V181H38ZM69 182H70V184H71V181H69ZM74 182H73V183H74ZM93 182H95V181H93ZM102 182H103V181H102ZM110 182H112V181H110ZM116 182H115V183H116ZM152 182H153V181H152ZM161 182H162V181H161ZM243 182H244V181H243ZM248 182H249V180H248ZM16 183H17V182H16ZM77 183H78V182H77ZM79 183H80V185H82L80 181H79ZM79 183H78V184H79ZM99 183H100V181H99ZM150 183H151V182H150ZM230 183H231V182H230ZM17 184H18V183H17ZM25 184H26V183H25ZM33 184H34V183H33ZM39 184H40V183H39ZM50 184H51V183H50ZM75 184H73V186H74ZM117 184H119V183H117ZM152 184H153V183H152ZM162 184H163V183H162ZM173 184H175V183H173ZM197 184H198V183H197ZM260 184H261V185H260ZM29 185H31V184H29V181H28V188H30ZM43 185H44V184H43ZM43 185H42V186H43ZM47 185H48V184H47ZM63 185H64V184H63ZM67 185H69V184L67 183V184H66V187H69V186H70V185H69V186H67ZM80 185H79V186H80ZM100 185H102V184L100 183ZM104 185H106V184L104 183ZM107 185H108V183H107ZM107 185H106V186H107ZM138 185H139V184H138ZM146 185H147V184H146ZM186 185H187V184H186ZM191 185H192V184H191ZM245 185H246V184H245ZM248 185H249V184H248ZM6 186H7L8 188H7ZM21 186L23 187V185H21ZM21 186H20V187H21ZM36 186H37V185H36ZM38 186H39V185H38ZM45 186H46V185H45ZM73 186H72V184H71L70 188L72 189ZM76 186H77V184H76ZM96 186H98V185H96ZM120 186H122V185H120ZM148 186H149V185H148ZM151 186H152V185H151ZM176 186H177V184H176ZM194 186H195V185H194ZM208 186H209V185H208ZM20 187H18V188H20ZM56 187H57V186H56ZM59 187H60V186H59ZM59 187H58V188H59ZM81 187H83V185H82ZM85 187H86V186H85ZM88 187H89V186H88ZM127 187H129V186H127ZM152 187H153V186H152ZM157 187H159V186L157 185ZM167 187H171V186L169 185V186H167ZM179 187H180V186H179ZM211 187H213V186H211ZM243 187L246 188V189H244ZM26 188H27V187H26ZM28 188H27V189H28ZM38 188H41V187H38ZM52 188H53V187H52ZM148 188H149V187H148ZM153 188H154V187H153ZM160 188L162 189L163 186H161ZM216 188H218V187H216ZM250 188H251V187H250ZM27 189H26V190L24 189V190H25L26 192H28V194H29V193H32V191L30 190V189H32V188H30V189H28V190H27ZM49 189H50V188H49ZM49 189L47 188L46 190L49 191ZM53 189H55V188H53ZM74 189H76V188H73V190H74ZM95 189H96V188H95ZM95 189H94V190H95ZM143 189H144V188H143ZM177 189H178V188H177ZM207 189H209V187H207ZM236 189H238V188H236ZM236 189H235V190H236ZM240 189H239V190H240ZM21 190H22V189H21ZM32 190H33V189H32ZM50 190H51V189H50ZM59 190H60V189H59ZM64 190H65V189H64ZM68 190H70V189L67 188V191H68ZM76 190H77V189H76ZM90 190H91V189H90ZM94 190H93V191H94ZM148 190H150V189H148ZM222 190H223V188H222ZM232 190H233V189H230L229 187H228V189H224V190L222 191V193H223V195H222V196H223V199H228V198H231V197L234 198V197H237V195H240L239 193H240L241 191L237 194V193H236L237 191L233 193ZM10 191H11V192H10ZM51 191H52V190H51ZM55 191H57V188H56ZM71 191H72V190H71ZM71 191H69V192H71ZM98 191H99V190H98ZM126 191H127V190H126ZM128 191H129V190H128ZM162 191H164V190H162ZM181 191H183V190H181ZM26 192H24V194H25ZM38 192H39V191H38ZM43 192H44V190H43ZM63 192H65V191H63ZM63 192H62V193H63ZM82 192H83V191H82ZM85 192H86V191H85ZM90 192H91V191H90ZM105 192H106V191H105ZM114 192H115V191H114ZM114 192H113V193H114ZM123 192H124V191H123ZM129 192H130V191H129ZM209 192H210V190H209ZM20 193H21V191H19V194H20ZM41 193H42V192H41ZM45 193H46V192H45ZM53 193H54V192H53ZM53 193H52V194H53ZM65 193H66V192H65ZM77 193H79V191H77ZM77 193H76V194H77ZM99 193H100V192H99ZM134 193H135V192H134ZM139 193L141 194V192H139ZM145 193H146V192H145ZM181 193H182V192H181ZM26 194H27V193H26ZM26 194H25V195H26ZM28 194H27V195H28ZM38 194H39V193H38ZM38 194H37V196H38ZM71 194H73V193H71ZM103 194L105 195L104 192H103ZM106 194H107V193H106ZM114 194H116V193H114ZM114 194H113L112 196H114ZM128 194H129V193H128ZM136 194H137V193H136ZM140 194H139V195H140ZM142 194H143V193H142ZM199 194H202V193H199ZM40 195H41V194H40ZM42 195H44V194H42ZM47 195L49 196L50 194L48 193ZM60 195H61V194H60ZM81 195H82V194H81ZM94 195H95V193H94ZM97 195H98V193H97ZM109 195H111V194H109ZM117 195H118V194H117ZM137 195H138V194H137ZM29 196H30V195H29ZM45 196H46V195H45ZM51 196H52V195H51ZM57 196H58V195H57ZM86 196H87V195L85 194V197H86ZM91 196H93V195H91ZM91 196H90V197H91ZM112 196H111V197H112ZM120 196H122V195H120ZM125 196H126V194H125ZM130 196H131V195H130ZM130 196H129V198H130ZM201 196H202V195H201ZM30 197H31V196H30ZM53 197H54V195H53ZM82 197H83V196H82ZM98 197H100V195H99ZM105 197H106V196H105ZM111 197H109V198H111ZM116 197H117V196H116ZM116 197H115V198H116ZM123 197H124V196H122V198H123ZM135 197H136V196H135ZM137 197H138V196H137ZM155 197H157V196H155ZM203 197L205 198V196H203ZM238 197H240V196H238ZM254 197H253V198H254ZM43 198H44V197H43ZM46 198H47V197H46ZM50 198H51V197H50ZM80 198H81V196H80ZM96 198H97V197H96ZM102 198H103V197H102ZM146 198H147V197H146ZM209 198H210V197H209ZM248 198H249V197H248ZM255 198H254V199H255ZM74 199H75V198H74ZM127 199H128V198H127ZM131 199H132V198H131ZM158 199H159V198H158ZM207 199H208V198H207ZM236 199H237V198H236ZM236 199H235V201H236ZM238 199H239V198H238ZM240 199H241V197H240ZM75 200H76V199H75ZM90 200H91V199H90ZM96 200H97V199H96ZM116 200H117V199H116ZM119 200H120V199H119ZM119 200H118V201H119ZM132 200H133V199H132ZM136 200H137V199H136ZM166 200H167V199H166ZM171 200H172V199H171ZM213 200H214V199H213ZM241 200H242V199H241ZM44 201H45V199H44ZM48 201H49V200H48ZM48 201H47V202H48ZM50 201H51V199H50ZM85 201H86V200H85ZM97 201H98V200H97ZM105 201H106V200H105ZM120 201H122V200H120ZM128 201H129V200H128ZM128 201H125V202H128ZM220 201H223V200H219V202H220ZM239 201H240V200H239ZM239 201H237V203H238ZM39 202H40V201H39ZM55 202H56V201H55ZM108 202H109V201H108ZM108 202H106V203H108ZM115 202H116V201H115ZM132 202H133V201H132ZM135 202H136V201H135ZM152 202H153V201H152ZM154 202H155V201H154ZM166 202H167V201H166ZM168 202H169V201H168ZM224 202H225V200H224ZM42 203H43V202H41L40 204L42 205ZM45 203H46V202H45ZM45 203H44V204H45ZM101 203H102V205H101L100 202H99V204H100L101 206H103V202H102V201H101ZM117 203H118V202H117ZM120 203H121V202H120ZM160 203H161V202H160ZM182 203H183V202H182ZM215 203H216V202H215ZM33 204H35V207H36V204H37V207L34 208V205H33ZM46 204H47V203H46ZM80 204H81V203H80ZM97 204H98V202H97ZM97 204H96V206H99V204H98V205H97ZM114 204H115V203H114ZM128 204H129V203H128ZM145 204H147V203L145 202ZM150 204H152V203L150 202ZM188 204H189V206H190L191 208H192V207H195V208H198V209H201V210H202V209H205V208H207V207H209V210H210V211H209L210 217H208V218L205 217V219H203L204 227H203L202 230H201V232L203 233V235H202L203 237L200 236L201 238H203V245H204V247L207 249V250L205 251L206 253H205L204 257H206V258H211L213 261H218V260H220L219 251H221V250H219V248H221L222 246L219 247V243H220V239H221L220 234H219V230H220V218H222V216H220L221 213H220V211L218 210V207L216 206V207H217V208H216L214 205H213V206H212V205L207 206V203H205V202H199V201H197V200H195V201H191V200H189ZM218 204H220V203H218ZM218 204H217V205H218ZM32 205H33V206H32ZM54 205H55V203H54ZM104 205H105V204H104ZM118 205H119V204H118ZM122 205H123V204H122ZM130 205H131V204H130ZM147 205L149 206V203H148ZM147 205H146V206H147ZM154 205H155V204H154ZM167 205H168V203H167ZM239 205H240V204H239ZM55 206H56V205H55ZM59 206H60V205H59ZM80 206H81V207L79 208V210H82V209H84V208H86V210H87V208L90 209V208H91L90 206H94V204H93V202L90 204V201H89V203H85V202H84V203H83L82 205H80ZM101 206H100V207H101ZM109 206H110V205H109ZM113 206H114V205H113ZM119 206H120V205H119ZM155 206H156V205H155ZM168 206H169V205H168ZM185 206H186V205H185ZM45 207H46V206H45ZM47 207H48V206H47ZM60 207H61V206H60ZM107 207H108V206H107ZM117 207H118V206H117ZM130 207H131V206H130ZM164 207H165V206H164ZM190 207H188V208L191 210ZM241 207H242V206H241ZM50 208H52V207H50ZM58 208H59V207H58ZM92 208H93V207H92ZM96 208H98V207H96ZM109 208H110V207H109ZM149 208H151V207H149ZM172 208H173V207H172ZM47 209H48V208H47ZM61 209H62V207H61ZM69 209H70V210H69ZM69 209H68V210H69L70 212H69V211H67V212H69V213H73V212H74V213H75V209H76V208H74V207L72 208V206H71V208H69ZM98 209H99V208H98ZM98 209H97V210H98ZM100 209H101V208H100ZM103 209H105V208H103ZM103 209H101V210H103ZM112 209H113V208H112ZM112 209H111V210L109 209V210L112 212L111 215L113 216V211H112ZM207 209H208V208H207ZM40 210H42V209H40ZM49 210H50V209H49ZM52 210H53V209H52ZM62 210H63V209H62ZM62 210H61V211H62ZM79 210H77V211H79ZM84 210H85V209H84ZM90 210H91V209H90ZM107 210H108V209H107ZM116 210H117V209H116ZM157 210H158V209H157ZM193 210H194V209H193ZM205 210H206V209H205ZM263 210H264V209H263ZM35 211H39V210L36 209ZM43 211H48V210H43ZM64 211H65V210H64ZM64 211H62V212L58 211V212H60V213L62 214V217H63V212H64ZM93 211H94V209H93ZM93 211H92V212H93ZM105 211H106V210H105ZM148 211H149V210H148ZM154 211H155V210H154ZM206 211H207V210H206ZM226 211H227V210H226ZM39 212H41V211H39ZM95 212H96V211H95ZM97 212H99V211H97ZM97 212H96V214H97ZM101 212H103V211H101ZM108 212H109V211H108ZM201 212H204V213H205V211H201ZM48 213H49V212H48ZM50 213H51V212H50ZM50 213H49V214H50ZM64 213H65V212H64ZM103 213L106 214L105 212H103ZM103 213H102V214H103ZM145 213H146V212H145ZM182 213H183V212H182ZM184 213H185V212H184ZM22 214H23V215H22ZM45 214H46V213H45ZM61 214H59V215H61ZM90 214L93 215V213H91V212H90ZM94 214H95V213H94ZM104 214H103V215H104ZM108 214H109V213H108ZM115 214H116V213H115ZM117 214H118V213H117ZM119 214H120V213H119ZM146 214H147V213H146ZM157 214H160V213H157ZM192 214H194V213H192ZM201 214H202V213H201ZM31 215H29V219H32V220H33V218H32L33 216H31ZM39 215H41V214H39ZM47 215H48V214H47ZM70 215H71V214H70ZM70 215H69V216H70ZM98 215H100V214H98ZM142 215H143V214H142ZM162 215H163V213H162ZM164 215H165V214H164ZM186 215H191V213H187ZM186 215H185V216H186ZM194 215H195V214H194ZM206 215H207V214H206ZM57 216H58V215H57ZM66 216H67V214L65 213V217H66ZM93 216L96 217V215H93ZM104 216H105V215H104ZM106 216H107V215H106ZM112 216H111V217H112ZM123 216H124V215H123ZM126 216H129V215H126ZM149 216H150V215H149ZM149 216H148V217H149ZM179 216H180V215H179ZM182 216H183V214H182ZM203 216H204V215H203ZM0 217H1V216H0ZM5 217H6V215H5ZM12 217H13V216H12ZM18 217H19V216H18ZM27 217H28V216H27ZM27 217H26V218H27ZM34 217H35V216H34ZM43 217H44V216H43ZM99 217H100V216H99ZM102 217H103V216H102ZM113 217H114V216H113ZM113 217H112V218H113ZM143 217H144V216H143ZM146 217H147V216H146ZM148 217H147V218H148ZM186 217H187V216H186ZM189 217H190V216H189ZM7 218H10V217H7ZM7 218H4L5 221H6ZM20 218H23V217H20ZM20 218H19V219H20ZM24 218H25V217H24ZM26 218H25V219H26ZM38 218H39V217H38ZM91 218H92V217H91ZM103 218H106V217H103ZM108 218H109V215H108ZM114 218H115V217H114ZM118 218H119V217H118ZM124 218H125V217H124ZM129 218H131V216H130ZM133 218H134V217H133ZM141 218H142V217H141ZM141 218H140V219H141ZM147 218H146V220L149 219V218H148V219H147ZM180 218H182V217H180ZM180 218H179V219H180ZM11 219H12V218H11ZM27 219H28V218H27ZM96 219H97V218H96ZM126 219H127V218H126ZM2 220H3V219H2ZM2 220H1V221H2ZM13 220H14V219H13ZM15 220H16V219H15ZM34 220H35V219H34ZM112 220H113V219H112ZM122 220H123V219H122ZM142 220H143V219H142ZM190 220H191V219H190ZM11 221H12V220H11ZM19 221H20V220H19ZM21 221H22V220H21ZM115 221H117V220H115ZM124 221H125V220H124ZM129 221H130V219H129ZM135 221H136V220H135ZM182 221H183V220H182ZM7 222H8V221H7ZM27 222H28V221H27ZM121 222H122V221H121ZM179 222H180V221H179ZM198 222H199V221H198ZM3 223H5V222H3ZM14 223H15V222H14ZM29 223H30V222H29ZM186 223H187V222H186ZM199 223H201V222H199ZM1 224H2V223H1ZM21 224H22V223H21ZM26 224H27V223H26ZM197 225H198V224H197ZM7 227H8V226H7ZM21 227H22V226H21ZM197 227H198V226H197ZM199 227H200V226H199ZM8 228H9V227H8ZM199 231H200V229H199ZM197 232H198V231H197ZM220 232H221V231H220ZM3 234H4V233H3ZM198 234H199V232H198ZM199 239H200V238H199ZM237 240H238V239H237ZM200 241H201V240H200ZM222 241H223V240H222ZM238 241H239V240H238ZM221 245H222V244H221ZM199 246H200V245H199ZM201 248H202V247H201ZM205 248H204V249H205ZM202 251H204V250H202ZM202 251H201V252H202ZM202 253H203V252H202ZM221 254H222V253H221ZM202 256H203V255H202ZM221 256H222V255H221ZM201 258H203V257H201ZM203 259H204V258H203ZM205 260H206V259H205ZM203 261H204V260H203Z\"/></svg>",
	"mask_w": 264,
	"mask_h": 264
}]
</instances>
